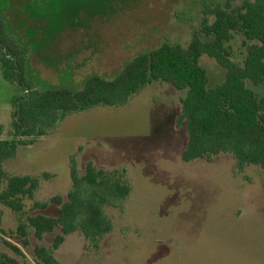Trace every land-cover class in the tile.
<instances>
[{
    "label": "rangeland",
    "instance_id": "1",
    "mask_svg": "<svg viewBox=\"0 0 264 264\" xmlns=\"http://www.w3.org/2000/svg\"><path fill=\"white\" fill-rule=\"evenodd\" d=\"M219 1L0 0V11L25 47L28 74L36 84L80 89L88 76L111 79L136 54L161 43L186 47L204 16V3ZM229 46L232 59L242 63L243 36L236 34ZM197 61L208 88L223 82L226 70L213 57L203 53ZM245 82L264 96V85ZM185 92L153 80L124 104H95L66 114L3 162L7 174L40 178L38 201L67 194L71 160L78 171L88 162L125 169L130 192L123 207L104 206L112 229L98 249L85 242L80 229L66 234L53 251L60 264H264V167L240 169L226 154L182 161L184 130L175 119ZM17 93L0 67V138L9 136ZM23 202L21 213L0 203V258L6 253L17 264H36L34 245L50 246L59 228L41 240L29 229L24 247L16 227L35 212L53 216L56 207L36 209L32 199Z\"/></svg>",
    "mask_w": 264,
    "mask_h": 264
},
{
    "label": "trees",
    "instance_id": "2",
    "mask_svg": "<svg viewBox=\"0 0 264 264\" xmlns=\"http://www.w3.org/2000/svg\"><path fill=\"white\" fill-rule=\"evenodd\" d=\"M203 6L204 16L186 47L161 43L136 54L111 79L88 76L80 89L36 84L28 74L25 47L8 29L0 11V67L3 77L18 86L12 99L9 136L0 138V203L15 213L23 211L24 198L32 199L36 209L55 205L53 216L35 212L19 222L16 233L23 237L24 247L29 244V229L41 240L45 232L59 228L50 246L34 245L36 264H60L53 251L76 229L91 248L98 249L101 238L112 229L104 206L121 209L130 192L124 168L106 169L92 162L78 171L71 160L67 194L44 201L34 199L40 178L5 172L3 162L13 157L20 145L47 133L68 113L95 104L121 105L143 85L168 81L186 90L175 119L176 127L184 130L182 161L226 154L234 157L240 169L247 164L264 167V96H258L245 82L264 85V0H221ZM236 34L243 36L242 63L232 59L229 46ZM203 53L226 70L223 82L212 88L207 87V73L197 61ZM49 175L43 173L42 177ZM5 243L22 254L15 245ZM17 263V258L1 254L0 264Z\"/></svg>",
    "mask_w": 264,
    "mask_h": 264
}]
</instances>
